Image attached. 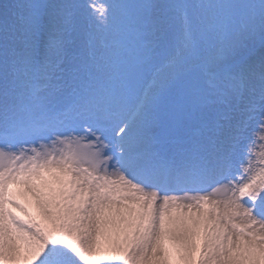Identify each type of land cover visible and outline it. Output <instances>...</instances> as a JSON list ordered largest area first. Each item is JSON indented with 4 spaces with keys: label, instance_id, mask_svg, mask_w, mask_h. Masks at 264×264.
I'll use <instances>...</instances> for the list:
<instances>
[{
    "label": "rangeland",
    "instance_id": "1",
    "mask_svg": "<svg viewBox=\"0 0 264 264\" xmlns=\"http://www.w3.org/2000/svg\"><path fill=\"white\" fill-rule=\"evenodd\" d=\"M262 22L264 0H0V106L5 109L0 143L13 152L3 136L24 128L20 141L28 138L33 152L41 154L24 157L27 173L37 175L47 171L44 164L56 163L71 177L79 176L105 206L130 200L141 212L138 228L126 234L132 249L118 258L113 239L99 238L108 227L94 222L86 243L70 242L72 260L55 258L45 241L28 256L31 264H155L157 249L142 228L153 221L162 186H184L181 194L162 196L177 205L190 200L200 211L226 198L236 183L243 192L248 188L247 175L199 192L185 185L211 170V158L223 157L232 126L253 120L264 128ZM256 73L263 78L256 79ZM247 82L258 94L251 88L246 99ZM127 127L126 146L151 148L143 160L131 157L140 173L151 178L144 161L152 160L160 168L168 166L170 183L162 181L158 189L137 180L124 192L109 177L111 168L130 172L120 150ZM252 138L259 139L257 134ZM250 149L255 150L251 143L239 151ZM245 162L237 165L243 168ZM12 163L4 161L9 176L2 189L25 178ZM245 199L240 203L250 213ZM159 238L164 264H230L201 233L189 239L186 249L174 246L167 235ZM98 242L107 244L109 262L98 260ZM253 264H264V242Z\"/></svg>",
    "mask_w": 264,
    "mask_h": 264
},
{
    "label": "bare ground",
    "instance_id": "2",
    "mask_svg": "<svg viewBox=\"0 0 264 264\" xmlns=\"http://www.w3.org/2000/svg\"><path fill=\"white\" fill-rule=\"evenodd\" d=\"M263 57L261 56V58ZM45 60L43 59L41 62L43 67L46 66ZM254 77L262 79L263 75L256 73ZM251 88H253L254 94H258L255 89L256 85L249 82L243 91L246 99L252 96L250 95ZM4 111L3 106H0V114ZM130 129V127L124 129L122 146L120 145V150L123 152L122 159L123 157L126 159L125 164L130 172L123 173L116 168H111L108 172L111 179L117 181L119 186H123L121 188L124 192L130 189L129 183L138 179L141 181L146 179L144 174L147 172L140 173L137 162L133 158L139 157L143 160L145 155L149 154L147 151H151V148L136 150L132 142L126 146L125 137L127 134H131ZM263 132L264 128L258 127L253 120L232 126L231 135H227L226 141V144L231 143V146H225L223 157L222 153H219L218 160L214 161L211 158L209 161L211 170L208 171L209 173H204L205 179L209 178L203 185L205 189L211 185L225 184L226 180H230L235 175L246 180L247 175L251 182L248 188H245V194L242 189L243 185L236 183L232 187L233 192L230 189L226 198L210 203V206L203 211L192 206L190 200L187 202L181 200L180 204L177 205L176 202L167 201L165 197L160 195L162 200L154 204L153 221L146 225V228H142L150 236V244L157 249L156 258H154L155 264H164L159 248L161 242L157 245L156 241L157 235L158 239L161 235H167L174 246L186 249L189 248V239L196 237L199 233L202 234L205 242L209 243L212 250L215 251L214 253L223 255L230 264H253L259 246L264 242V218L263 220L259 218V216L264 215ZM255 134L258 136V140L252 138ZM136 135L139 137L137 133ZM233 136L235 137L233 138ZM139 138L140 142L142 137ZM144 143L148 144V142ZM250 143L255 147V150L250 149L249 153L239 151V148L245 149L246 145L249 146ZM141 144H138V148H141L139 146ZM142 148L144 147L142 146ZM6 155L1 147L0 173L3 176L0 177V194L3 181L9 176L7 174L9 171L6 172V168H4V161L9 158ZM158 158L162 159V156ZM47 159L52 160L54 157L50 156ZM246 159L247 162L243 168L237 165L238 160L242 164ZM25 163L22 159L19 163L13 164L15 169L22 168L25 172V178L19 181L16 178L13 181L10 180L9 188L2 189L3 192L0 195V198L2 196L0 201V264H20L24 257L27 258V262L24 264H31L28 256L31 252H35L34 250L40 242L45 241L48 243L47 250L55 258L61 257L65 261L72 260L75 251L71 249L70 242L74 243L80 238L82 242L86 243L90 236L94 235L93 226L95 223L105 228L108 227L101 232L102 234L100 233L99 238L106 234L113 239V241L110 239V245H113L111 248L114 247L117 250L114 258L128 253V249L129 252L131 251L130 236H126V234L129 233V229L132 231L137 227L139 219L141 221L139 218L141 212L136 213L130 200L129 202L118 200L121 204L112 203L113 206L111 207L105 206L96 199L98 197L96 192L91 190L89 192L88 186L83 184V180L79 176L71 177L70 172L58 168L56 163L44 164L47 171L37 175L27 173ZM144 163L152 177L156 175V178L158 176L166 180L167 177L170 178V169H166L168 166L160 168L153 165L152 160L144 161ZM121 164L123 168L125 166L123 161ZM154 170L159 171V173L155 174ZM189 181V187L187 182L186 188L194 190V187L197 186V180L189 178ZM182 191L184 190H175L174 192L181 194ZM174 192H169V194L173 193L172 195H174ZM233 193H235V199ZM245 195L247 196V203L251 206L250 213L243 207V203H240L245 199ZM177 197L173 196L176 199ZM124 198H128L127 194L124 195ZM255 212L259 213L258 218H256ZM145 222L147 223V221ZM144 224L142 227H145ZM234 227L240 233H233L231 229ZM124 235L126 238L123 237ZM249 235L251 236L247 238ZM104 248L106 249L105 252L103 251ZM96 251L99 255V261L109 262L107 244L102 246V243L98 242ZM94 254L96 253L94 252Z\"/></svg>",
    "mask_w": 264,
    "mask_h": 264
},
{
    "label": "trees",
    "instance_id": "3",
    "mask_svg": "<svg viewBox=\"0 0 264 264\" xmlns=\"http://www.w3.org/2000/svg\"><path fill=\"white\" fill-rule=\"evenodd\" d=\"M264 22H262L261 24L263 25Z\"/></svg>",
    "mask_w": 264,
    "mask_h": 264
}]
</instances>
